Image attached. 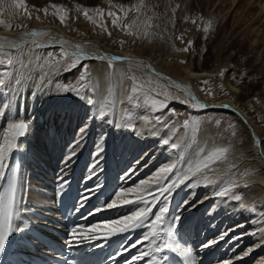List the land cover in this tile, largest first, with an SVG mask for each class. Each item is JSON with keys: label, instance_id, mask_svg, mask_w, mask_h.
<instances>
[{"label": "bare ground", "instance_id": "6f19581e", "mask_svg": "<svg viewBox=\"0 0 264 264\" xmlns=\"http://www.w3.org/2000/svg\"><path fill=\"white\" fill-rule=\"evenodd\" d=\"M164 1L163 3L164 6H166L165 8H167V10L172 14V6H174L173 3H175L176 0H174V2L173 0ZM188 2V0H183L182 4L186 5V3ZM263 17L264 15L262 16V18ZM208 18H211V16H209ZM46 35H43L40 32L37 33V35L32 34L30 36H16L13 33L11 34V32H0V48L12 51L13 53H19L21 56L20 59H18L19 64L17 63L18 66H16L17 68L14 74L10 76L5 84L4 91H0V113L3 114L0 115V146L3 145L2 138L8 132L9 123L18 120H25L30 123V130L28 134L17 141V144L19 145L18 148L13 149L7 154L4 169L3 171H0L1 187L6 174V169L12 155H18L21 164L18 197L19 208L21 209V212L18 218L14 221V226L17 229H22V231H14L7 238L5 245L6 251L10 250L11 248L17 249L22 252L25 258H29L31 254L27 250L28 243L34 244L37 248L42 250L43 253H46L48 251L47 243L45 241L49 239L54 240L56 238L53 234V230L56 228L55 222L59 220V218L55 214V202H57V200L62 197L63 193H65L67 189L70 188L71 183L73 182L70 179H73V177L76 176L70 175L66 178L63 176L65 179L61 182H64L63 184H65V187L60 188L59 190H57L56 187L57 191L55 192V196L53 198L50 197V194H48V192L54 189V180H52V177L49 180H46V185L43 180L44 176L43 178L42 176L38 178L36 172L37 170L31 171V169L35 168V164L33 165V167H31V161H33V158L35 161V154L41 155L40 153H43V156L46 158H48L47 155L49 153L52 154L53 159L57 161V166H59V169L62 168L60 160L61 153L58 155L59 150L63 148V145L61 143L62 140H64V143L66 145V142H69L70 139L72 140V137L73 139L78 140L86 137L87 134L83 130L85 128L81 123L84 119L80 116V114L83 113L82 115H85L84 113H90L88 114L89 119H87V125L90 128V132L89 135H87V140H85V138L84 140H82L84 141V144L80 148L81 152L71 160V162L74 163L71 166V169H73L72 172L76 170V166L81 161H84L82 160L84 157L81 159V156L83 155L85 149L89 147L90 141L92 140L90 139L92 135H94L93 137L95 139L93 140V145L90 146L91 154L95 157L96 155L98 157L101 154L104 156V154L101 152V145H103L104 143L101 145L99 143L101 141V135L103 133L102 130L104 129V126L108 119L107 117H105V119H100V112L101 110L107 109V100L111 98L112 113H123L124 107L126 106L128 100L133 96V84L139 85L143 88H147L160 98L165 99L169 102L176 103L177 106H179V103L184 100L188 104L192 105V103L190 102V98L195 97L196 101H198L200 104H203L206 107H213L212 110L227 111L231 115L240 118L244 122H246L247 120L250 122V124L253 123L246 111L232 103L229 99H223L216 102H207L206 99L199 98V96L195 93L193 87L185 79L175 78L166 73L164 74L151 59L141 58L128 51L110 52L109 56H106L107 59L105 60L96 59L95 57L102 56L99 54H88L89 58L82 59L80 63H84L87 65V73H89L90 77V80L88 78V81L90 84L87 88V92L85 91L86 96L83 98L84 103L83 105H80L81 103L75 101L72 98L73 96L71 97L72 93H74L75 90H72L67 84L64 85L62 83V79L58 80L59 78L63 77V74H61L60 71L58 72V74H55V79V77L51 78L47 76L48 74L44 70L43 71L46 72L47 75L43 74L44 72L39 74L38 71H34V68L29 65L28 61L31 56V52H34V50L67 52L69 54L67 58L70 60L71 54L75 51V48L68 43H64L63 41L60 42L54 39L49 43V40L47 41L46 39H44L45 37H47ZM112 57H121L123 59L121 61L112 60L111 63H109V60ZM35 62L36 60H34V64ZM64 64H66V62ZM105 66H112L111 73L109 72V80L112 89V92L110 94L104 91L103 88V81L105 80V77L103 79V76L107 72H105ZM109 73L107 74L109 75ZM187 73L190 79H196L205 76L208 77V75H210L207 74V72H202L201 74H199L190 70ZM177 85H179V87H177ZM66 87L69 89V91H65ZM165 93H167V96L165 95ZM88 98H92L94 103H88ZM220 107H226L227 109L222 110L219 109ZM203 109H205V107ZM54 110L57 111L58 117L53 121V118L51 116V122V119L47 118L52 115L51 113ZM67 116L69 117V119H67ZM71 117L73 119H71ZM86 117H88L87 114ZM47 120H49V122ZM56 120H58L59 122L60 120H62L61 124H57ZM117 124H122V119H119ZM142 125L143 124H140L136 131L140 132V130H144L145 125H143V127ZM165 125L171 124H168V121L166 120L162 123H158L157 125L153 124V128H150L149 132L147 131L145 136L140 135L144 139L143 144L139 143V145L141 144V146L143 147V150L140 146H134L135 148L133 147L134 149L130 152V154H126L128 155L126 160L129 161V158H132V161L128 162V166H126L125 162L122 161V156L125 155L121 153L122 150L119 151V153H116L115 150L113 151L117 155L111 157L110 160H108L107 165L112 166L113 168V165L116 164L114 166H116L117 169L119 166L121 167V170L126 169L124 170L123 174H121V176H123L121 177L122 184H119L117 182V185L123 186V184H128L129 182L135 180L137 181V177L139 175L143 174V176L145 175V177H147L148 173L151 172V174L149 173L150 175L146 179L149 180L153 188H155L156 182L152 178L160 168H162L163 166L165 167V165L162 164L169 163V153L177 149L180 155V160L178 161L179 164H177L173 172L167 174L166 178L161 181V183L167 184L177 176L183 175L187 171L188 166L190 164H193L200 157L201 153L207 155L215 148H230L231 146L228 145L223 139L217 137L214 132L203 131L196 134V136H190L189 134L186 135L185 133H183V131H180L179 133H177V136L172 141H170V136L173 135L175 131H173L170 127L167 129ZM172 126H174L175 130H177L175 123L172 124ZM253 126L255 129L254 131L258 134L257 127L255 125ZM44 127L46 131L47 141L41 139L44 133ZM163 129H166L164 134H160L159 136L155 135L157 132L159 133V131ZM252 131L253 130L251 129V132ZM73 132L74 134H72ZM251 132L249 134L251 135V138L253 140L252 147L250 149V152L243 154L245 155L244 157L241 156L242 158H239L242 149H234V151H231V149L227 153L226 160L218 161L215 164L210 165L211 170H205L204 173H201L198 176H190L186 178L183 183H179L172 189L171 193L168 194L169 199L167 202V218L171 222L175 220V218L179 217V221L175 225L174 229L175 242L181 247H186L192 250L193 264H227L228 261H231V264H264V149L257 144V141L259 140L255 139L254 134ZM82 133L83 137L81 135ZM57 137H60L61 139L58 140ZM37 138L38 142L36 144ZM165 139H168L170 142L176 143L177 145H179V147L173 148L169 145H166L163 142ZM117 140L119 141V139ZM191 142L194 144H192ZM33 146H35V148ZM44 147L47 148L48 151L45 150ZM76 147H78L76 149L79 150L80 146ZM104 148H102V150ZM98 152L101 154H98ZM63 154L62 157L65 156V153ZM69 154L70 152L67 153L68 156ZM33 155L35 157L32 158ZM93 156L92 158H94ZM97 157L95 158L97 160L93 162V164L95 165H97L96 161L98 162L100 159ZM36 158H38L37 160H39L40 158H42V156L40 158L39 156ZM88 159L90 160L91 157ZM41 160L43 161V158L39 161ZM171 160H173V158H171ZM34 161L33 163H36ZM43 162L47 163L45 160ZM117 162L120 163L118 164ZM171 162L173 163V161ZM84 164L82 163V165ZM101 164L104 165V163ZM98 165L100 166L99 163ZM107 165H104L103 167ZM124 165L127 168H124ZM229 165L232 166L229 167ZM99 166V169L96 166L95 170L93 169V167H90V169L92 168V171H94L92 172L90 170L91 173L87 172L88 175H93L97 171L99 172L102 165L100 167ZM38 167L41 166L38 165ZM43 171L45 170L42 169L41 172ZM47 171L51 172L53 170L49 168ZM107 171L109 170L106 169V172ZM114 171H116L115 174H117V170ZM64 172L66 173V171ZM44 173L46 174V172ZM57 174L59 175L61 174V172ZM205 174L210 178V180L212 181L211 183L205 184L203 182L202 176ZM103 175L104 173L102 172V176ZM107 175L109 176V173ZM93 178L95 179V177ZM105 179H103L104 182L102 181L104 184L106 182ZM98 180L99 178L95 180V185H97ZM99 181H101V179ZM77 183L79 185L77 186V189L81 195V201H83V204L88 203L91 208H93L94 210L96 209L91 217V223L93 224H101V221L103 223L105 220H108L109 222L110 219L111 221H114L118 218L122 219L124 216L122 212L126 210L123 209L129 208L131 206L121 204L117 205L114 208L107 207L106 205H108L113 199V195L110 193V188L108 195L106 193V188V192L104 191L106 194L103 192L102 194L100 191L104 189L102 187L99 188L100 186L97 187L98 185L94 186L93 182L92 184H90L91 182L88 183L89 186L87 187H84V185H86L87 183L81 184L79 183V181ZM230 183L234 184V187L229 196L218 197L215 195L219 188H222ZM137 184V187H134L135 185L132 186L133 188H137L138 190H140L139 186L141 185V183L139 184L138 182ZM108 185L110 186V184ZM45 188L46 190H49L47 192L48 195L46 194L47 196L44 194L45 192H43ZM94 189L95 191H93ZM143 191L147 192V189H144ZM201 192L205 195L202 197V199L200 198L202 195ZM199 193H201L200 197ZM235 194L241 195V201H236L234 198H230ZM151 195H155V193H151L148 196L149 199L151 198ZM131 196L129 195V198H137L134 195ZM258 200L262 201V206L254 207L252 205V202H256ZM241 203L245 205L244 208L239 207ZM224 204L228 206V208L225 207L226 209L224 208L225 210L222 212V207L224 206ZM27 205L28 207L26 208ZM102 205L105 207L101 208ZM164 206L165 204L163 202V198L158 199L157 202L152 205V216L150 217V219H152L154 215L159 214V209ZM137 207L138 205L133 204V211L136 210ZM194 214H196L198 218L197 221L194 222L195 224L189 223L187 225V222H191L189 221L191 220L190 218H192L193 221V217L191 216L196 217ZM195 220L196 219H194V221ZM190 224L193 225V228ZM84 226L88 225H82L81 227ZM139 229L141 228H136L126 233H117L114 236H107L105 234L106 230L100 228L97 229V231L101 233L100 238L97 240L100 241L101 244L105 246V248L112 246V243L107 241L109 239H115L118 242L122 240L120 243L122 248L120 249L118 256L123 257L126 254H130L126 264H129V261H133V264H150V258L148 257L144 258L141 261H134V257L136 255H138L141 251H145L148 249L147 243L142 240L147 229L143 228L141 231H139ZM59 231L66 233L65 229L63 228H59ZM222 235L224 236V238L220 239ZM188 237H191V240L188 239ZM68 241L69 235H66L64 239L57 240V242L63 243L65 245L68 244ZM212 241L217 242L212 244V246L210 247L207 246ZM87 242H90V244L94 243V241ZM156 255L158 257L162 256L165 258L164 260H161L159 264H168V259L170 256H176L181 260L183 264H185L183 258L177 252L166 249L163 253H158ZM241 256V259H237ZM1 261H6L7 264H11V262L7 260L6 254L1 258Z\"/></svg>", "mask_w": 264, "mask_h": 264}, {"label": "rangeland", "instance_id": "374dc122", "mask_svg": "<svg viewBox=\"0 0 264 264\" xmlns=\"http://www.w3.org/2000/svg\"><path fill=\"white\" fill-rule=\"evenodd\" d=\"M163 1L164 0H22L21 3V0H0V32H11V34L13 33L16 36H30L33 32H41L43 35L47 34V37L44 39L47 41L49 40V43L53 41V39L60 42L63 41L73 46L75 50V46L79 45L87 54L109 56L110 52L113 51H128L141 58H149L155 62L164 74L166 73L175 78L185 79L193 87L199 98H204L207 102L229 99L232 103L245 110L254 124H250L247 120L246 123L227 111L194 108L185 100L181 101L179 106H177L176 103L162 99L149 89L141 87L140 91L133 92V96L128 100L124 107V112L121 114H116L115 112L113 114L112 100L111 98L107 100L108 107H106V110H103L104 115L103 118L100 117V119H105V117H107L108 121L102 130L103 133L99 143L100 145L104 143L101 145V149L104 147L106 149L104 148L101 150L104 156L99 152L98 154L101 155L98 157L96 155L97 158H100L98 162L96 161L97 165L93 164L97 159L91 154L90 150V146L93 145V140L95 139L93 137L94 135H92L89 147L85 149L81 156V159L84 157L82 160L85 162L88 160L86 162L87 165L80 159L81 162L78 164L76 170L72 172L73 169H71V166L74 164L71 160L81 152L80 148L84 144L82 140H84V138L87 140V135H89L90 128L87 125V119H89L88 114L90 113H84L85 115H82L83 113L80 114L84 119L81 123L85 128L83 130L87 134L86 137H83L81 140L73 139L72 137V140L70 139L69 142H66V145L64 140H62L61 143L63 148L60 149L58 153V155L61 153L60 160L62 168L59 169L57 161L53 159L50 153L47 155L48 158L44 157L43 153H40L41 155L35 154V156H39V158L42 156L43 161L45 160L47 163H44L42 160L39 161L42 158L37 160L38 158L34 155L32 156V158L35 157V161L34 158L33 161L36 163L31 161V167L35 164V168L31 169V171L37 170L38 178L41 176L43 178L44 176V183L51 177L53 178L52 180L57 181H55L56 184L53 181V187L55 186L54 189H52L53 192L52 190H46V188L43 190L45 195L49 191L48 194L53 198L55 192L61 188V183H64L61 181H64L66 177L74 173L76 177L78 176L80 178L81 183H87L86 186L88 183L91 182L90 184H92L93 182L94 186L98 185L97 187H102L104 190L100 191L101 193L107 191L106 193L109 195L108 192L111 189L110 193L113 195V199L120 190L129 189L130 187L133 188L134 185V187H137L138 182L142 184L143 180H146L151 172H149L150 174L148 173L147 177H145V175L143 176V174H141L143 177L139 175L137 181L135 180L137 183L132 181L128 184H123V186L117 185L118 183L122 184L121 177L123 176H121V174H123L126 169L121 170L119 166V171L117 167L114 166L116 164H114L112 168V166L107 165V162L111 157L117 155L113 152L114 150L116 153L122 150L121 153L123 155L125 154L122 156V161L128 166V162H131L132 158H129L128 161L126 160L127 156L136 146H140L143 150L141 144H143L144 139L142 136H145L147 131L149 132L150 128H153V124L157 125L160 123L158 120L160 117L163 118V121H168V124H176L177 130L170 136V141H172L180 131L190 136H196V134L202 131L214 132L217 137L223 139L228 145H231L229 148L230 150L232 149L231 151H234V149H242L241 155L239 156V158H242L245 156L243 154L250 152L252 147L253 140L249 134L252 129L253 131L251 133L254 134L255 139L259 140L257 144L264 149V17L262 18L264 15V0H188L189 2L186 3V5L182 4L183 0H176L175 3H173V0L172 3L174 6H172V14L165 8L166 6H164ZM97 9H99V12H97ZM84 10H88V17H91V20L84 15ZM109 13H113L114 15H109ZM209 16H211V18H208ZM60 17H64L63 22ZM114 20L116 24L113 23ZM209 21L211 22V28L209 31L205 32L203 29L208 26ZM184 49H187V51H184ZM62 53L63 52L60 51L34 50V52H31L32 57L30 56L28 62L29 65L34 68V71H38L39 74L46 71L48 75L46 72L43 74L51 78L55 77L56 79L55 74H58L60 71L63 77L58 80L62 79L64 85L67 84L72 90H75L71 97L73 96L72 98L75 101L83 105V98L86 96L87 88L90 84L88 81V78L90 80L89 73H87L85 79H81V77H85L82 68L87 65L80 63L76 67L69 68L67 65L71 63V60L62 55ZM20 57L19 53H13L12 51L0 48V91H4L7 80L14 74ZM31 60L33 64L34 60H36L34 64L35 67ZM57 62L59 63L57 64ZM65 62L67 65L64 64ZM64 70L67 71L65 72ZM111 70L112 66H105V72H107L103 76V79L105 77L103 88L108 94L112 92L109 80ZM189 70L199 74L207 72V74L210 75H208V77L190 79L187 73ZM107 73H109V75ZM221 73L223 74L221 75ZM205 81L208 83L205 84ZM104 83L109 84L105 85ZM134 85L135 84H133V86ZM76 89H79V95L76 94ZM145 93H147V95H145ZM153 100H155L156 103L155 108L152 105ZM160 101H164V104L161 105ZM51 114L52 115L49 114L50 117L47 119H51L52 122V118L54 121V119L58 117V113L54 110ZM86 114L88 117H86ZM67 119H69L68 116ZM71 119L73 118L71 117ZM119 119H122V124L120 125L117 124ZM185 119L193 122L192 128L186 130L182 127ZM47 121L49 122V120ZM56 121L57 124H61L62 122V120H60V122L58 120ZM140 124L145 126L144 130L138 132L136 129ZM253 125L257 127L258 134L254 131ZM165 127H167V129L169 128L168 125H165ZM165 130L166 129H163L155 135L159 136L160 134H164ZM233 132L235 135H233ZM72 134H74V132ZM41 139L47 141L45 127ZM57 139L60 140L61 138L57 137ZM117 139H119L120 142ZM37 142L38 138L36 144ZM139 143L141 144L139 145ZM75 145L80 146L79 150L76 149L78 147ZM33 147L35 148V146ZM74 148L75 154L71 160L67 162L69 167L64 161H66L68 157L67 153H72ZM45 150H47V148H45ZM104 151H106L107 154ZM63 153H65L67 157H62ZM92 156L94 158H92ZM169 156L170 160L173 158V160H171L173 163L169 160V163H164L162 165L168 167L171 163L176 167L180 160L178 150L172 151L169 153ZM90 157L91 159L89 160L88 158ZM82 163L85 164L82 165ZM98 163L100 166L102 165L99 171L100 173L97 171L93 175H88L87 172L91 173L92 171L90 167H93L95 170L96 166L97 168L99 166ZM101 163H104V165L108 167H103L104 165ZM38 165L41 167H38ZM125 165L124 168H127ZM49 168L53 171H47ZM42 169L45 171L41 172ZM106 169L109 170L107 171L109 176L107 175ZM114 170H117V174H115L116 171ZM64 171H66V173ZM44 172H46L47 175ZM60 172L61 174L58 175L57 173ZM102 172L104 175L106 174L107 177L106 175L102 176ZM111 172L114 173L112 174ZM93 177H95V179ZM98 178L99 180L101 179V181L98 180L97 185H95V180ZM102 178H106L105 184ZM107 183L110 184L111 187ZM201 193H199V197ZM203 196L205 195L202 193L200 198L202 199ZM252 205L254 207H261L262 201H253ZM27 207L28 205L26 208ZM130 207L131 211L129 208L123 209H126L122 212L124 216L132 213L133 205ZM225 207L228 208V206L224 204L222 212L226 209ZM194 215L196 216V214ZM191 217H193V221L192 218H190L191 220L189 221L191 222H187V225L189 223L195 224L194 222L198 219L197 216ZM194 219L196 220L194 221ZM104 222L107 224L112 221L110 219L109 222L108 220ZM103 223L101 222V224ZM192 226L193 225H191V227ZM191 237H188V239L191 240Z\"/></svg>", "mask_w": 264, "mask_h": 264}, {"label": "snow or ice", "instance_id": "6c2138e0", "mask_svg": "<svg viewBox=\"0 0 264 264\" xmlns=\"http://www.w3.org/2000/svg\"><path fill=\"white\" fill-rule=\"evenodd\" d=\"M22 3V0H21ZM97 12H99V9H97ZM84 15L88 17V10H84ZM109 15H114L113 13H109ZM90 20L91 17H88ZM61 21L63 22L64 17H60ZM96 22V21H93ZM114 24H116V21H113ZM135 23V22H134ZM102 26V25H101ZM10 27V26H7ZM211 28V22H208V26L205 27L203 30L205 32L209 31ZM33 35H37L36 32H33ZM76 50L71 54L70 60L71 63L67 65V67L72 68L76 67L80 64L82 59H87L88 54L84 52V50L81 48V46L77 45L75 46ZM184 51H187V49H184ZM62 55L68 56L69 54L67 52H63ZM99 60H105L107 59L106 56H97L95 57ZM123 58L121 57H112L109 60V63H111L112 60L115 61H121ZM59 62H57L58 64ZM82 71L85 73V77H81V79H85L87 75V67L85 66L82 68ZM223 73H221L222 75ZM134 79V78H133ZM205 84L208 82L205 81ZM179 87V85H177ZM141 90V86L134 85L132 88V91L138 92ZM65 91H69V89L66 87ZM76 94L79 95V89L76 90ZM147 95V93H145ZM167 96V93H165ZM88 103H94L92 98H88ZM190 102L192 103V107L194 108H204L205 106L203 104H200L198 101H196L195 97L190 98ZM160 104H164V101H160ZM152 105L155 108L156 103L155 100L152 101ZM0 115H3L0 113ZM104 112L101 110L100 117L103 118ZM160 123L163 122V118H158ZM168 127L172 128L173 131H175L174 126L168 125ZM182 127L184 129H190L193 127V122L189 121L188 119H185L183 121ZM30 130V123L25 120H18L12 123H9L8 125V132L7 134L2 138L3 139V145L0 146V171H3L4 164L6 161L7 154L12 151L15 148H18L19 145L17 144V141L20 140L22 137L26 136ZM83 137V133L81 134ZM233 135L235 133L233 132ZM166 145H169L173 148H178L179 145H177L174 142H170L168 139H165L163 141ZM79 143V142H77ZM102 150V149H101ZM229 148L227 147H218L213 149L210 153L207 155L201 153L200 157L193 163L190 164L187 168V171L180 176H177L175 179L171 180L167 184L161 183L162 180H164L167 176V174L173 172V169L175 168L174 164H170L168 167H162L160 168L155 176L152 178L156 182V187L153 188L152 184L149 180H144L142 184L139 186L138 190L137 188H129L126 190H120L116 195L115 198L110 201L107 207L114 208L117 205H138L137 209L132 212L131 214L125 215L122 219L118 218L111 223L108 224H93L90 227L84 226V227H75L73 228L69 233V241L68 243L70 245H73L77 242H87V241H95L100 238L101 233L97 231V229L103 228L106 230L107 236H114L117 233H126L128 231L134 230L136 228H146L147 231L145 235L143 236V241L147 243L148 249L145 251H141L138 255L134 257V261H141L144 258L148 257L150 258V264H159L161 260H164V257H158L156 254L163 253L166 249L177 252L184 260L185 264H193L192 261V250L186 247H181L179 244L175 242L174 239V229L175 225L179 221V217L175 218L173 221H169L167 218L168 213V207L167 202L169 199V195L174 187H176L179 183H183L184 180L190 176H198L201 173H204L205 170H211L210 165L215 164L218 161H224L227 159V153L229 152ZM75 154V148L73 149L72 153L69 154L67 157L65 164ZM232 165H229L231 167ZM202 180L205 184L211 183L212 181L210 178L205 174L202 176ZM199 182V181H198ZM65 187V184L61 183V188ZM234 187V184L230 183L228 185H225L222 188H219L217 192L215 193L218 197H226L229 196V194L232 192V189ZM144 189H147L146 191H143ZM95 191V189L93 190ZM151 193H155V195H151V198L149 199L148 196ZM134 195L137 198H129V195ZM19 186H18V178L16 176V173L14 171L12 179L8 182V185L6 188H3V190H0V250L3 249L7 238L17 230L14 226V221L18 218L21 209L19 208ZM163 198V202L165 204L164 207H161L159 209V214L154 215L152 219L150 217L152 216L151 208L152 205L157 202L158 199ZM230 198H234L236 201H241L242 197L240 194H235L234 196H231ZM83 204V201H81V206ZM105 206H101L103 208ZM240 208H244L245 205L241 203L239 205ZM254 210V209H253ZM224 236L222 235L220 239H223ZM217 241H212L207 246H212V244L216 243ZM241 257H238L237 259H241ZM129 264H133V261H129ZM227 264H231V261H228Z\"/></svg>", "mask_w": 264, "mask_h": 264}, {"label": "water", "instance_id": "95a60500", "mask_svg": "<svg viewBox=\"0 0 264 264\" xmlns=\"http://www.w3.org/2000/svg\"><path fill=\"white\" fill-rule=\"evenodd\" d=\"M205 109L211 110V109H213V107H206V106H205ZM220 109H227V108H226V107H222V108L220 107ZM254 137H255V136H254Z\"/></svg>", "mask_w": 264, "mask_h": 264}]
</instances>
